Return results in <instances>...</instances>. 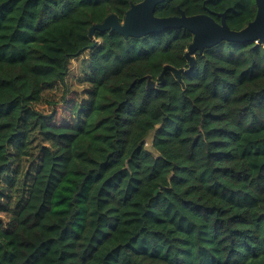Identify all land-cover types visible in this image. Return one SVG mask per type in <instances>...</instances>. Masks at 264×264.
Segmentation results:
<instances>
[{"label": "trees", "instance_id": "1", "mask_svg": "<svg viewBox=\"0 0 264 264\" xmlns=\"http://www.w3.org/2000/svg\"><path fill=\"white\" fill-rule=\"evenodd\" d=\"M141 1L0 0V264H264V45L222 42L160 84L189 68L186 29L89 49ZM180 10L236 31L257 14H155Z\"/></svg>", "mask_w": 264, "mask_h": 264}, {"label": "water", "instance_id": "2", "mask_svg": "<svg viewBox=\"0 0 264 264\" xmlns=\"http://www.w3.org/2000/svg\"><path fill=\"white\" fill-rule=\"evenodd\" d=\"M166 1L142 0L131 5L122 22L116 15H110L101 24L93 25L89 31V37L93 44L89 46V49L94 48L98 43L95 38L96 32L112 31L117 32L125 39H138L159 34L169 29H186L193 35V42L186 53L189 68L184 70L165 66L159 78L161 84L167 71L173 72L175 77L181 81L183 73L190 74L193 72L197 53L202 54L206 49H211L222 42L264 45V0H255L257 7L255 19L239 31L230 29L226 22L225 13L218 15L221 18L220 23L209 14L187 16L182 10H180L179 16L157 17L156 8ZM147 88L150 90L156 88V83L152 81L151 77H148Z\"/></svg>", "mask_w": 264, "mask_h": 264}, {"label": "rangeland", "instance_id": "3", "mask_svg": "<svg viewBox=\"0 0 264 264\" xmlns=\"http://www.w3.org/2000/svg\"><path fill=\"white\" fill-rule=\"evenodd\" d=\"M74 65H75V67H76V62L74 61ZM46 106H44V107H42V108H45ZM150 142V141H149ZM150 144L148 143V146H149ZM0 218H4V216L2 215V214H0Z\"/></svg>", "mask_w": 264, "mask_h": 264}]
</instances>
